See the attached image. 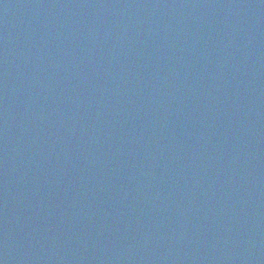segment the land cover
Masks as SVG:
<instances>
[{
	"label": "water",
	"instance_id": "water-1",
	"mask_svg": "<svg viewBox=\"0 0 264 264\" xmlns=\"http://www.w3.org/2000/svg\"><path fill=\"white\" fill-rule=\"evenodd\" d=\"M0 264H264V0H0Z\"/></svg>",
	"mask_w": 264,
	"mask_h": 264
}]
</instances>
